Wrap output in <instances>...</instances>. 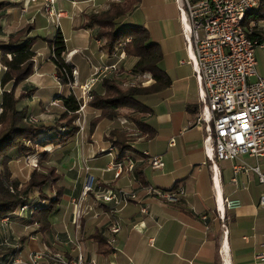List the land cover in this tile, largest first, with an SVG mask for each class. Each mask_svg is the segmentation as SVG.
<instances>
[{"label":"crops","instance_id":"0c3cea01","mask_svg":"<svg viewBox=\"0 0 264 264\" xmlns=\"http://www.w3.org/2000/svg\"><path fill=\"white\" fill-rule=\"evenodd\" d=\"M5 1L10 5L0 20V37L9 33L5 25L17 18L18 8L25 2ZM114 1L117 0H69L70 8H74L70 16L77 19L72 26L75 30L71 32V45H67L68 37L57 27L65 41V53L68 52L63 58L71 64L79 83L89 79L96 66L105 67L116 61L104 48V38H94L97 27H84L86 19L83 23L82 10L92 6L104 9ZM35 3H28L26 12L30 6L37 9L41 4L40 0ZM59 7L61 17H70ZM139 7L149 8L150 15L133 24L143 26L149 40L158 44L162 54L160 67L170 78L166 88L143 98L151 109L145 120L154 134L138 135L135 128L122 124V118L99 119L90 129L98 111L86 106L82 132H77L65 146L43 148L48 153L45 163L53 166L57 174L54 187L61 192L56 210L49 218V231L33 232L34 225L13 219L6 226L0 225V242L8 239L10 246L17 245V252L24 260L30 250H44L48 254L57 253L70 263L79 255L81 264H264L254 259L256 253L264 251V211L258 205L264 182H258L257 174L251 169L257 167L264 175V154L258 157L244 154L224 161L211 159L210 145L203 141L202 126L192 124L199 107L200 88L192 52L185 47L183 22L175 2L138 0L133 9L138 11ZM30 21L32 28L34 20ZM259 23L250 21L248 26L255 25V30L264 36V24ZM27 35H32L31 29ZM257 49L261 48L254 49L255 69L257 74L264 75V67L257 66ZM144 77L148 83L149 76ZM51 82L41 70L24 81L34 87L25 96L27 101L22 100L32 115L42 105L40 96L45 92L40 90ZM51 100L59 102L52 95L43 106ZM113 129L134 132L132 138L126 137L128 149L119 152L112 144L107 135ZM169 138L174 139L173 145H168ZM144 151L158 155L162 166L151 168ZM21 159L9 161L12 177H16L13 163ZM127 160L132 162L130 169ZM110 161L122 162L117 175L114 169L106 170ZM85 166L93 176V183L92 190L83 194ZM146 186L160 191L181 188L182 193L178 201L170 202L147 193ZM106 190H124L135 197L115 205L97 198ZM224 198H237L240 206L225 210ZM215 208L223 212L222 219ZM114 225L118 230L111 233ZM110 237L114 240L107 243ZM99 239L104 240L102 245Z\"/></svg>","mask_w":264,"mask_h":264},{"label":"trees","instance_id":"16d2710c","mask_svg":"<svg viewBox=\"0 0 264 264\" xmlns=\"http://www.w3.org/2000/svg\"><path fill=\"white\" fill-rule=\"evenodd\" d=\"M137 1L111 2L105 10L89 13L84 27L96 26L94 38H104L107 52H115L116 55L123 52L132 60L129 74L134 78L148 75L150 81L146 84L139 81L121 86L116 77L117 71L113 70L111 74L94 82L86 106L98 111L97 117L91 120L90 128L99 119L122 117L133 125L138 135L151 137L154 129L145 120L151 109L143 98L166 88L170 78L160 67L162 54L158 44L149 40L143 26H117L122 16ZM8 5L9 2L0 0V18ZM261 20H264V0H256V6L244 14L242 24L247 29L248 37L257 43L264 37L263 32L255 30V25L249 27L248 22ZM29 31L30 28L26 33L24 30L9 33L5 40H0V218L23 219L35 226L33 232L46 233L50 229L49 218L56 210L61 192L54 187L57 174L53 166L45 163L48 153L43 148L48 145L65 146L78 132L75 119L78 116L79 100L70 91L56 96L60 111L51 123H29L23 120L31 113L27 105L22 104V100L34 90L32 85L24 81L33 73V57L40 44L45 42L49 49L48 60L58 81L62 84L72 81V66L62 56L66 47L59 29L55 28L48 39L28 36ZM19 84L21 86L17 92ZM107 137L119 152L129 148L125 143V131L113 129ZM34 154L37 155L36 164L27 179L20 183L12 177L8 163ZM7 186L11 187V191ZM23 204L28 209L22 216H17L15 211ZM98 243L102 245L104 240L99 239ZM8 252L9 247L0 245V257Z\"/></svg>","mask_w":264,"mask_h":264},{"label":"built area","instance_id":"2783aa9c","mask_svg":"<svg viewBox=\"0 0 264 264\" xmlns=\"http://www.w3.org/2000/svg\"><path fill=\"white\" fill-rule=\"evenodd\" d=\"M37 0H25L19 11L24 15L27 4ZM56 0H40L41 10L53 20L54 23L62 16V12L55 10ZM176 9L182 19V33L185 38V47L192 52L195 64V77L200 94L199 107L195 114L193 125L202 126L205 135L203 141L210 145L211 159L233 160L240 155L258 157L264 154V75H259L255 69L254 49L264 50V37L260 42L252 40L247 35V29L242 24L244 14L256 6V0H174ZM58 26H55L57 28ZM123 52L119 53L122 57ZM191 61L190 58H188ZM183 61H180L182 63ZM110 72L115 69V63L103 67ZM100 74L93 75L83 83L77 84L78 94L72 92L79 100L75 123L78 131L82 130L83 111L87 101L90 100V89ZM104 76V75H102ZM51 101V105H56ZM25 122L36 123L34 115H27ZM174 139L169 138L168 145H173ZM111 150V146L107 148ZM105 151V149H99ZM146 161L151 168H159L162 161L158 155H149L145 151ZM35 166V164L33 165ZM127 169L132 162L127 160ZM122 168V162H108L106 170L114 169L117 175ZM243 168V167H240ZM84 167L85 177L82 184V193L92 190L93 176ZM236 169V168H235ZM256 174L258 182H264V175L259 173L257 167L251 168ZM11 191V187L7 186ZM147 193H152L166 201L176 202L182 193L181 188L160 191L146 186ZM132 192L106 190L99 193L97 198L103 202L115 205L134 198ZM76 204V201H74ZM259 207L264 211V192L259 196ZM222 206L225 210L237 209L240 201L237 198H224ZM28 206L23 204L15 211L22 216ZM217 216L222 219L223 212L218 211ZM10 220L0 218V225L6 226ZM118 226L110 228L115 233ZM113 237L107 243L113 242ZM2 246H10L8 239L0 242ZM258 262H264V251L254 255ZM81 264L78 255L74 262H66L57 253L48 254L45 251H29L25 260L15 250L0 257V264Z\"/></svg>","mask_w":264,"mask_h":264},{"label":"rangeland","instance_id":"374dc122","mask_svg":"<svg viewBox=\"0 0 264 264\" xmlns=\"http://www.w3.org/2000/svg\"><path fill=\"white\" fill-rule=\"evenodd\" d=\"M101 1V0H99ZM146 1V0H145ZM142 2V0H141ZM60 3H63V7H59ZM33 4H36L35 2H33ZM145 4H147L145 2ZM59 7V9L65 11L67 14L73 15V10L74 8H70V3L69 0H56L55 4H54V8L55 10H57ZM108 7V6H107ZM106 7V8H107ZM104 9H99L96 6H92V7H87L85 10H82L81 15L85 16L84 17V21L85 19H87L88 14L89 13H98ZM20 7L18 8V15L17 18L11 22V23H7L5 25V29L7 30V32L9 33H14L20 30H24V32L26 33L27 30H29V28L32 31V35L34 36H38L39 38H45L48 39L51 37V35L54 33L55 31V26H60L62 33L64 36L68 37V42L67 45H71L72 44V31L75 30V28H72V26H74L77 23V19L75 17H59L58 21L56 23L53 22V20H51L50 17H48L42 10H41V6H37V9L34 8V5L29 7L28 12H26L24 15H22L19 11ZM145 15H150V11L149 8L145 7V8H140L139 10L136 11L135 9L131 8L129 11H127L121 18V22L117 25V26H123L126 24H133L134 22L139 23V21L143 20V17ZM31 16V18H30ZM3 16H1L0 20L2 19ZM34 20V27L31 28V21L30 20ZM259 24H264V20H261ZM97 31V29H96ZM7 33V35L9 34ZM6 35V36H7ZM5 37H0V40H5ZM90 41H92V39H90ZM104 48L107 50V46L104 42ZM37 54H35V56L33 57V73L34 72H39L40 70L43 71L45 73V79H48L50 81H52L49 85H46L42 88V90H40L41 92L44 91L45 93L42 92V95L40 96L42 105L39 107V110L36 107V110H34V116L37 118L39 123H51L53 122V120L56 118V116L58 115L60 108H59V102H57L56 100L54 101L56 103V105H51L48 104L45 107L43 106L44 104H46V102L48 101V99L53 95V97H56L58 95H62L64 94L66 91H70V92H74L75 94H78V87L77 84H79V81H77V77L75 75V71L72 70V81H70L69 83L66 84H62L60 83V81H58V78L55 76L54 70L52 69V64L51 62L48 60V56H49V49L46 46V43L44 42L43 44H40V47L37 48L36 51ZM65 53V52H64ZM62 56L66 57L68 56V52L65 53ZM112 55V59L115 60V71H117L116 73V77L117 80L119 82H121V86H125L128 83H136V82H142L143 84H146L147 79L144 76H140V77H132V75L129 74V68L131 65L132 60L129 59L128 57H126L123 53L122 57L119 56V54H115V52L110 53ZM259 54V55H258ZM256 60L258 63V68L261 69L262 67H264V51H262L261 49H257L256 51ZM0 70H1V65H0ZM113 70H111L110 72H107L106 70L103 69V67L101 66H96L93 69L92 75L93 73H96L97 75L100 74L99 76L102 77V75H109L112 73ZM1 72V71H0ZM91 75V76H92ZM100 79V78H99ZM98 79V80H99ZM23 84V83H21ZM21 84H19L16 88V91L18 92L20 89ZM27 84V83H25ZM28 85V84H27ZM57 90L59 91L57 93ZM32 92V91H31ZM30 92V93H31ZM27 94L26 96L30 95ZM25 101H27L26 97H24ZM52 101V100H51ZM51 103V102H50ZM29 109V108H28ZM85 110V108H84ZM123 111V110H122ZM85 112V111H83ZM122 118V117H120ZM123 121V125H126L129 128H134L131 124H127L125 122H129L127 121L125 118ZM85 114H84V118L82 120V130L78 131V132H82L83 128L85 126ZM90 126V125H89ZM87 129V127H86ZM91 129V128H90ZM118 130V129H115ZM128 133V135L126 137L128 138H132L133 137V131H129L127 129H125ZM85 132V130H84ZM36 160H37V155H28L26 157H23L21 160H17L16 162L13 163L12 168H14V174L16 177H14L16 180H18L20 183H23L27 177L29 172L31 171L32 168H34V164H36ZM34 195L36 196V193L34 192ZM11 249V251L14 250V248L17 251V245H12L9 247V249ZM30 251H34V250H30ZM38 251H44V250H38ZM20 256V255H19ZM21 257V256H20Z\"/></svg>","mask_w":264,"mask_h":264}]
</instances>
